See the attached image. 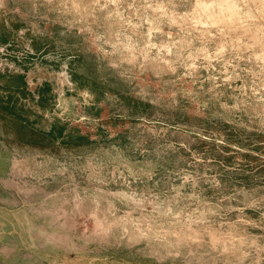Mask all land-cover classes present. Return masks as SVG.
<instances>
[{
    "label": "rangeland",
    "instance_id": "obj_1",
    "mask_svg": "<svg viewBox=\"0 0 264 264\" xmlns=\"http://www.w3.org/2000/svg\"><path fill=\"white\" fill-rule=\"evenodd\" d=\"M161 3L178 19L194 0H0V140L18 155L11 182L47 244L39 262L264 264V68L228 44L252 45L247 57L264 35L257 23L202 41L146 8ZM145 17L162 29L150 41ZM177 40L171 56L145 48ZM221 43L223 60L183 75L180 49ZM241 88L239 112L212 101Z\"/></svg>",
    "mask_w": 264,
    "mask_h": 264
},
{
    "label": "clouds",
    "instance_id": "obj_2",
    "mask_svg": "<svg viewBox=\"0 0 264 264\" xmlns=\"http://www.w3.org/2000/svg\"><path fill=\"white\" fill-rule=\"evenodd\" d=\"M112 4H118V0H109ZM97 5L100 4V0H95ZM108 4L105 3L101 5V10L107 8ZM132 7V5H129ZM73 8L77 13L81 11L80 5L77 3H73ZM146 8L152 9L153 12L160 13V17L158 19L167 18L170 26H177L180 27L181 31H187L183 24H189L193 31H198L200 33V39L203 41V38L207 36L210 39H214L215 37L223 36L228 37L230 33L237 32L241 28H245L247 26V30H252L255 28L257 23H259V28L261 34L264 35V0H194V3L191 7V11H186L179 14V18L177 19V13L175 11L169 12V10L164 6L163 3L156 5L153 7L152 4H147ZM88 9L85 8L84 12H87ZM109 17L113 15V13L108 14ZM116 16H119L123 19V16L120 15L119 12L115 13ZM145 22L150 25L149 30L147 32L148 40L152 39L153 31L161 32L162 29L160 27L152 28L151 25L153 23L152 20L145 17ZM180 22H183L181 24ZM131 24V21H129ZM134 28L139 27V25H132ZM216 29V31H212ZM188 35H191V32H187ZM171 33H168L169 39H171ZM128 41V44H124L123 48L124 51H131L132 47L135 45L131 44L132 37L126 36L124 38ZM97 41L103 40L104 44H109L108 40H104L103 36H97ZM183 40H177L170 45L165 43L162 45H157L156 43H148L145 45L147 50L156 49L157 57H160L161 54H165L168 56L173 55V49L177 48V45L183 44ZM189 46L191 45L192 41L187 42ZM242 41L239 37L232 41L231 39L228 40V44H232L233 47L231 51L235 52L236 55L234 59L236 60H254L260 61L262 68H264V50L259 51L258 53H252L247 57L241 55V51H249L252 45H249L247 48L241 50L237 45L241 44ZM228 44L221 43L218 45L215 50L210 51L208 47H200L195 50V53L192 51H188L187 56H183L184 49H180L177 53V60L179 63L185 68L184 76H191L193 71H195L199 65L196 61L203 59L208 63L204 65V67H209L212 64L213 60H223L224 54L229 51ZM111 49H115L117 46L115 44L109 45ZM141 56L146 59L147 56L145 53H142ZM185 61H191V63H185ZM125 63H128L125 61ZM166 64H172V61L164 60ZM225 68L232 65L231 60L224 61ZM233 67H238V65H234ZM176 71V68H173V72ZM248 71V69H247ZM183 78V77H182ZM241 77L239 74L227 75L225 79L227 81H231L234 79H240ZM215 81L216 77H209ZM219 87V85H216ZM212 91V89H209ZM241 97L230 96L228 99H222L224 96L223 92L216 93L214 97H212V101L219 105V108L224 113H231V112H239L243 106L247 103V98L244 90L241 88ZM228 100H231L232 103H229ZM209 101H203V107H208ZM264 115V113L259 114ZM261 125L264 126V120H261Z\"/></svg>",
    "mask_w": 264,
    "mask_h": 264
},
{
    "label": "crops",
    "instance_id": "obj_3",
    "mask_svg": "<svg viewBox=\"0 0 264 264\" xmlns=\"http://www.w3.org/2000/svg\"><path fill=\"white\" fill-rule=\"evenodd\" d=\"M15 160L19 161L18 155L0 140V264H47L39 262V251L47 246L39 244L35 223L39 219L30 202L22 198L11 182L19 168Z\"/></svg>",
    "mask_w": 264,
    "mask_h": 264
}]
</instances>
